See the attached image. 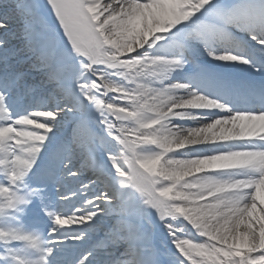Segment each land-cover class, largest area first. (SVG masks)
Segmentation results:
<instances>
[{"label":"snow or ice","instance_id":"1","mask_svg":"<svg viewBox=\"0 0 264 264\" xmlns=\"http://www.w3.org/2000/svg\"><path fill=\"white\" fill-rule=\"evenodd\" d=\"M0 264H264V0H0Z\"/></svg>","mask_w":264,"mask_h":264},{"label":"bare ground","instance_id":"2","mask_svg":"<svg viewBox=\"0 0 264 264\" xmlns=\"http://www.w3.org/2000/svg\"><path fill=\"white\" fill-rule=\"evenodd\" d=\"M41 2H43V0H41Z\"/></svg>","mask_w":264,"mask_h":264}]
</instances>
